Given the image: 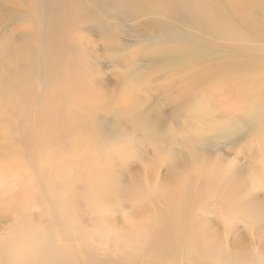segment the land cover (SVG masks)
<instances>
[{"label": "rangeland", "instance_id": "374dc122", "mask_svg": "<svg viewBox=\"0 0 264 264\" xmlns=\"http://www.w3.org/2000/svg\"><path fill=\"white\" fill-rule=\"evenodd\" d=\"M164 1L0 0V243L39 224L90 263L264 264V0ZM72 47L71 131L14 128Z\"/></svg>", "mask_w": 264, "mask_h": 264}, {"label": "bare ground", "instance_id": "6f19581e", "mask_svg": "<svg viewBox=\"0 0 264 264\" xmlns=\"http://www.w3.org/2000/svg\"><path fill=\"white\" fill-rule=\"evenodd\" d=\"M154 2H165L164 0H153ZM203 1V0H199ZM257 1V0H256ZM227 3V1H225ZM261 2V1H259ZM222 7L221 4L213 5L215 10H218L217 7ZM202 15L207 18H212L211 22L214 23L217 17L215 14L211 15L207 10L200 9ZM217 13L221 14L219 11ZM217 19V20H218ZM219 21V20H218ZM216 23V22H215ZM214 23V24H215ZM216 25V24H215ZM221 25V20L218 26ZM196 38L192 36L190 39ZM194 40V39H193ZM193 42L194 46L197 44L203 43L200 40H195ZM51 46V45H50ZM52 45L51 47H53ZM72 53H69L70 61L68 63V67L70 68V74L60 80H56L55 82H49L43 91L45 92V96L43 98H38L41 95L37 96V107L35 109L31 108L30 104H22L23 94L20 96V100L17 104V110L22 114V120L20 123L13 125L17 130H29L30 132H36L38 130H43V136H49L51 138L52 134H62L64 131H71V127L69 123L71 119L64 120L59 123L58 119L60 117V108L63 106V96L67 92H73V87L69 85V79L73 77V75L77 73H81L82 71L76 67L75 60L77 59V54L74 55L73 47ZM82 59V57H80ZM79 61V60H78ZM78 65V64H77ZM79 67V66H78ZM50 68V67H49ZM47 66L45 69H49ZM81 68V67H80ZM57 79V78H55ZM24 92H30L26 89V86L21 87ZM20 88V91L22 90ZM33 93V92H32ZM62 93V95H60ZM34 99V98H32ZM31 99V100H32ZM36 101V100H35ZM256 108V107H253ZM253 112V110H250ZM54 136V135H53ZM52 141V140H50ZM54 141V140H53ZM55 143V142H53ZM35 173H31L34 175V178L39 174L38 171H33ZM42 176L41 174H39ZM33 177V176H32ZM264 179V177H262ZM38 186L41 188L43 192V198L46 205L52 207L53 198L51 196V192L48 194L50 188L44 184L42 180L37 178ZM256 186H264L263 180H257L255 182ZM46 199V200H45ZM255 222H264V213L263 211H254ZM250 213V212H249ZM252 213V212H251ZM55 214V212L53 213ZM135 222H130V225L133 226ZM178 225V224H176ZM134 228L138 229L139 224L136 223ZM107 234L111 235V239H107L108 242H112L113 246L116 250H120L121 252H131L137 245L140 243L141 239L146 238L144 235L139 234V230L134 231V233H129L132 237L129 239H121L118 235L117 230H108ZM166 230H172L171 227L166 228ZM42 227L39 224H35L34 226H26L25 231H22V234L15 236L8 243L3 242L0 243V264H96L90 263L91 259H85L84 253L78 250V238L71 232V230L65 229L64 236L60 237L59 235L54 234V229H49L44 233L41 232ZM42 233V234H41ZM153 233V232H152ZM151 233V234H152ZM146 234V233H145ZM150 234V235H151ZM159 243L157 246H161L164 244L165 247L169 246L163 242L169 239V234L166 235H157L155 238ZM112 246V247H113ZM124 247H127L124 249ZM124 249V250H123ZM218 251V250H217Z\"/></svg>", "mask_w": 264, "mask_h": 264}]
</instances>
